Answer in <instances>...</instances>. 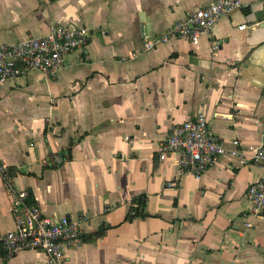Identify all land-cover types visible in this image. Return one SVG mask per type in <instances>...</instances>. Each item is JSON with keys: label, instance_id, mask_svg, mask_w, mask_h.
<instances>
[{"label": "crops", "instance_id": "0c3cea01", "mask_svg": "<svg viewBox=\"0 0 264 264\" xmlns=\"http://www.w3.org/2000/svg\"><path fill=\"white\" fill-rule=\"evenodd\" d=\"M215 1L0 0L1 44L58 26L90 30L56 78L33 72L0 84V165L13 189L83 230L65 264H264V213L245 227L246 192L264 179V163L225 155L197 178L181 175L176 157L157 155L174 125L200 113L227 147L264 145V30L252 23L259 0H241L197 45L172 39L140 51ZM142 195L148 216L127 221ZM11 200L0 176V235L16 229ZM0 264L48 260L23 252Z\"/></svg>", "mask_w": 264, "mask_h": 264}, {"label": "built area", "instance_id": "2783aa9c", "mask_svg": "<svg viewBox=\"0 0 264 264\" xmlns=\"http://www.w3.org/2000/svg\"><path fill=\"white\" fill-rule=\"evenodd\" d=\"M243 7L241 0H216L176 22L163 36L146 40L140 51L153 50L172 39H183L197 45L204 34L214 30L221 18ZM246 27L244 25L240 29L245 30ZM89 40L90 30L85 27L58 26L45 36L28 37L16 44L0 43V84L26 78L33 72L56 78L66 67V57L86 47ZM157 155L161 161L176 157L181 175L200 178L225 155L238 158L243 164L264 163V145L244 146L240 140H234L232 147H227L211 129L205 113H200L174 125L160 144ZM0 176L12 193L10 210L16 224L14 231L0 235L6 257L23 252H42L48 264H65L68 250L84 243L81 225L66 216L58 219L46 217L41 207L33 199L31 201L28 191L13 189V177L1 165ZM246 199L251 207L245 227L251 230L254 224L248 221L249 218H257L264 213V179L249 186Z\"/></svg>", "mask_w": 264, "mask_h": 264}, {"label": "trees", "instance_id": "16d2710c", "mask_svg": "<svg viewBox=\"0 0 264 264\" xmlns=\"http://www.w3.org/2000/svg\"><path fill=\"white\" fill-rule=\"evenodd\" d=\"M71 150L67 154L62 155V161L61 163H65L69 160H71ZM10 176L13 177V174L10 173ZM32 201V197H31ZM148 200L145 195L139 196L135 198L133 205H132V211L131 214L127 217V221H133L137 218H145L148 216V213L146 212ZM6 257V252L4 251L2 245L0 244V258Z\"/></svg>", "mask_w": 264, "mask_h": 264}, {"label": "water", "instance_id": "95a60500", "mask_svg": "<svg viewBox=\"0 0 264 264\" xmlns=\"http://www.w3.org/2000/svg\"><path fill=\"white\" fill-rule=\"evenodd\" d=\"M252 23L258 25V28L264 30V0L257 2L256 8L252 9Z\"/></svg>", "mask_w": 264, "mask_h": 264}]
</instances>
